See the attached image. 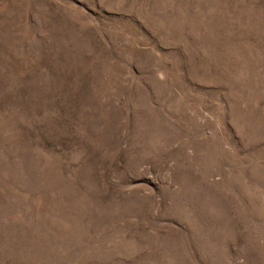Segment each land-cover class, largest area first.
Here are the masks:
<instances>
[{
    "label": "rangeland",
    "instance_id": "rangeland-1",
    "mask_svg": "<svg viewBox=\"0 0 264 264\" xmlns=\"http://www.w3.org/2000/svg\"><path fill=\"white\" fill-rule=\"evenodd\" d=\"M0 264H264V0H0Z\"/></svg>",
    "mask_w": 264,
    "mask_h": 264
}]
</instances>
